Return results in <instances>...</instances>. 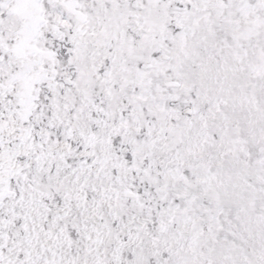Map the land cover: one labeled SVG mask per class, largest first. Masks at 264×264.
<instances>
[{"label":"snow or ice","instance_id":"obj_1","mask_svg":"<svg viewBox=\"0 0 264 264\" xmlns=\"http://www.w3.org/2000/svg\"><path fill=\"white\" fill-rule=\"evenodd\" d=\"M0 264H264V0H0Z\"/></svg>","mask_w":264,"mask_h":264}]
</instances>
